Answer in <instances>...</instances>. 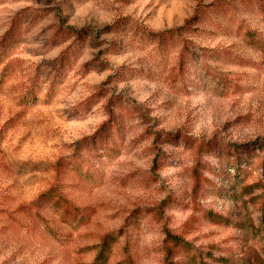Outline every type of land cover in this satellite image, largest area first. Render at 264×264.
I'll list each match as a JSON object with an SVG mask.
<instances>
[{"label": "rangeland", "instance_id": "374dc122", "mask_svg": "<svg viewBox=\"0 0 264 264\" xmlns=\"http://www.w3.org/2000/svg\"><path fill=\"white\" fill-rule=\"evenodd\" d=\"M1 50L0 264L264 257V0H0Z\"/></svg>", "mask_w": 264, "mask_h": 264}, {"label": "trees", "instance_id": "16d2710c", "mask_svg": "<svg viewBox=\"0 0 264 264\" xmlns=\"http://www.w3.org/2000/svg\"><path fill=\"white\" fill-rule=\"evenodd\" d=\"M193 21H197V20H192V23L193 24ZM191 29V28H190ZM197 29L195 28L193 31H196ZM248 35H250V33H248ZM160 39L164 42V41H167V39L165 38L164 34H161L160 35ZM7 47V45H6ZM5 47V48H6ZM8 50H1L0 51V63L1 62V59H2V55L4 53H7ZM186 53H187V47H185L181 53V56L180 58L183 60H185V57H186ZM262 149H264V144L262 146ZM195 180H196V183H199V179H198V174L196 172V175H195ZM55 189H50L48 190L44 196H45V199H43L42 201L44 202H53L55 205H58L60 203H63V204H66V206L63 208V213H64V216L69 214V201L68 199H66L61 193H57L55 194L54 193ZM61 206V205H60ZM72 212V211H71ZM73 213V218L72 220L76 221L75 223L76 224H80L82 220L85 219V216L81 215V214H78L76 212H72ZM214 216H211L210 219H212L213 221H221V220H217L218 218L215 216V214H213ZM223 220V223H226V224H229V223H232V220H230L229 218H221ZM170 241L176 246V247H183L186 251L188 252H191L192 253V256L194 258H196V252L194 250V248L186 241V239H184V237L180 236V235H175V234H170ZM116 240V237L114 236H111V234H108L105 239H104V242L101 246V249L98 253V257L96 259V263L98 264H107L108 262V259L109 257L111 256V243L114 242ZM219 263L221 264H264V257H258L257 258V261H253L251 259H244V258H239L237 259H232V258H220V261ZM198 264H208L207 262H204L203 260H201L200 262H198Z\"/></svg>", "mask_w": 264, "mask_h": 264}]
</instances>
